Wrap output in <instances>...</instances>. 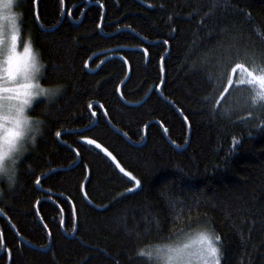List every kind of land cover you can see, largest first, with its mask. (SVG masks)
I'll use <instances>...</instances> for the list:
<instances>
[{"label": "trees", "instance_id": "obj_1", "mask_svg": "<svg viewBox=\"0 0 264 264\" xmlns=\"http://www.w3.org/2000/svg\"><path fill=\"white\" fill-rule=\"evenodd\" d=\"M20 8L42 82L62 91L35 103L43 134L15 186L0 182V264H155L146 253L202 230L221 264H264V101L244 83L264 75V0ZM118 56L122 98L151 92L138 106Z\"/></svg>", "mask_w": 264, "mask_h": 264}, {"label": "clouds", "instance_id": "obj_2", "mask_svg": "<svg viewBox=\"0 0 264 264\" xmlns=\"http://www.w3.org/2000/svg\"><path fill=\"white\" fill-rule=\"evenodd\" d=\"M12 5L10 11L16 16L22 12L14 8L16 0H6ZM5 12L9 9H4ZM34 65L22 70L14 78L0 76V182L9 188L17 183L19 164L25 155L37 145L44 131V120L33 114V107L40 99L48 102L62 91V85L42 82L45 62L38 49L33 47ZM3 188H0V193ZM157 264H164L158 261Z\"/></svg>", "mask_w": 264, "mask_h": 264}, {"label": "snow or ice", "instance_id": "obj_3", "mask_svg": "<svg viewBox=\"0 0 264 264\" xmlns=\"http://www.w3.org/2000/svg\"><path fill=\"white\" fill-rule=\"evenodd\" d=\"M35 3L36 0H33ZM63 3V0H61ZM12 5L8 2H3L0 4V12L4 13L5 15L0 16V19H6L10 21L12 26V37H11V44L8 47L6 53V59L0 61V76L2 75H9V78H14L16 74L20 73L22 70H27L30 66L34 65V57L31 54L30 46L24 45V55L20 56L18 54V48L22 40L17 35V16L15 13L11 12ZM4 9H9V11L5 12ZM4 45L3 39V25L0 24V47ZM142 52L145 56L148 55V49H142ZM126 62V61H125ZM244 64L242 63H235L234 67L232 68V73H236L237 71L244 70ZM251 79L244 81V83L260 86L261 91L258 92L257 96L252 98L253 104L257 103L258 101H264V75L256 76L255 73H249ZM233 81L230 79L228 81L229 86ZM5 89H0V91H4ZM229 89L225 88L224 93L221 94V99L225 98V95L228 93ZM94 116L95 113H92ZM185 119H187L185 117ZM264 127V125H261ZM61 133L58 131L56 132V136L59 137ZM88 144L95 145L97 148H100L101 145L97 144L95 140H89ZM107 152V149H104ZM108 156L112 154L110 152L107 153ZM115 159V157H112ZM124 170L121 168V172ZM131 175V174H129ZM135 180L137 186L140 185V181L136 180L135 177H132ZM39 184V180L36 181ZM132 189H129L131 191ZM0 213H3V209H0ZM201 236V247L195 253L196 259L200 261V264H221V251L220 248L217 246L215 241H220V236L218 234H213L212 232L205 230L200 233ZM141 254L144 255L143 250H141ZM155 254L157 256V262L163 261L164 264H191V257L193 255L192 252L189 251V245L184 244L177 247L171 246H164L163 248L155 249ZM149 257L153 255L152 251L146 253Z\"/></svg>", "mask_w": 264, "mask_h": 264}, {"label": "rangeland", "instance_id": "obj_4", "mask_svg": "<svg viewBox=\"0 0 264 264\" xmlns=\"http://www.w3.org/2000/svg\"><path fill=\"white\" fill-rule=\"evenodd\" d=\"M3 2H5V0H0V4H2ZM21 2H22V0H16L14 8L18 9V10H20L22 12V10L20 8ZM3 15H5V14L0 12V16H3ZM16 23H17V29H18L17 35L22 40V43H20V46L18 48V54L20 56L24 55V52H23L24 45L30 46L31 54H32L34 46L28 40V38L26 36H23V33H22V28H21L22 16H17ZM0 24L3 25V39H4V45L2 47H0V61H3L4 59H6V53H7L8 47L11 44V37H12L13 33H12V26H11L10 21H8L6 19H0ZM241 80H244V79H241ZM126 174L129 175V173H127V172H126ZM203 231H205V230L199 231V232L194 233V234L187 235L186 237H182L181 239L177 240V242H174V243H172L171 245H168V246L177 247V246L184 245V244L189 245V251L193 253V255L191 257V264H200V261H198L196 259L195 253L201 247V243L202 242H201L200 233L203 232ZM215 243H216V241H215ZM163 247H160V248H163ZM151 259L153 260V262L155 264H157V256L155 254V250H153V255L151 256Z\"/></svg>", "mask_w": 264, "mask_h": 264}, {"label": "water", "instance_id": "obj_5", "mask_svg": "<svg viewBox=\"0 0 264 264\" xmlns=\"http://www.w3.org/2000/svg\"><path fill=\"white\" fill-rule=\"evenodd\" d=\"M120 59H122L126 64H127V66H128V75L126 76V78L124 79V81L121 83V85L119 86V95H120V97L122 98V94H121V88H122V85L126 82V80L128 79V77H129V74H130V67H129V64H128V62H127V60L125 59V58H123V57H121V56H118ZM109 58H111V57H107L106 59H104L98 66H97V68H95V69H93V70H90V72L91 73H94V72H96L99 68H100V66L106 61V60H108ZM87 68H88V64H87ZM151 92H149L148 93V95L143 99V100H141L140 102H137V103H130V102H126L123 98H122V100L127 104V105H130V106H138V105H140L141 103H143L146 99H147V97L149 96V94H150Z\"/></svg>", "mask_w": 264, "mask_h": 264}]
</instances>
